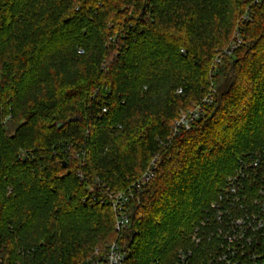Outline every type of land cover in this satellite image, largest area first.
Segmentation results:
<instances>
[{
	"label": "trees",
	"instance_id": "obj_1",
	"mask_svg": "<svg viewBox=\"0 0 264 264\" xmlns=\"http://www.w3.org/2000/svg\"><path fill=\"white\" fill-rule=\"evenodd\" d=\"M247 2L0 0V103L13 117L0 125L7 262L83 264L117 236L111 205L84 202L96 179L125 190L155 153L156 177L122 235L128 264H175L193 248V227L226 177L264 147V0L242 27L245 43L214 62ZM212 84L214 105L171 138L180 110ZM22 150L33 156L21 161ZM205 245L192 264L206 262Z\"/></svg>",
	"mask_w": 264,
	"mask_h": 264
},
{
	"label": "built area",
	"instance_id": "obj_2",
	"mask_svg": "<svg viewBox=\"0 0 264 264\" xmlns=\"http://www.w3.org/2000/svg\"><path fill=\"white\" fill-rule=\"evenodd\" d=\"M262 1L248 0L232 42L217 52L214 57L215 64H221L233 56L244 44L242 27L253 21L252 8ZM79 53H84V49L79 48ZM177 92L181 93V90ZM215 94L212 84L205 97L190 108L182 110L173 123L171 138L179 136L184 130H190L207 113L208 108L214 105ZM103 112H107V107L103 108ZM12 118L11 108L6 109L0 103V125L9 126ZM171 138H168V144ZM159 144L167 145L163 140ZM76 155L85 164L86 155L83 152H77ZM32 156V152L22 150L19 158L24 162ZM160 162L161 153H155L147 170L142 175L133 177L130 186L125 190H111L96 179V192L85 198L84 202L111 205L117 236L107 246L94 248L83 264H128L131 251L127 240H122V235L131 228L133 206L140 203L141 194L156 177ZM78 175L81 180L85 179L81 171ZM206 212V217L193 227V248L178 250L175 264H192L195 249L200 248L203 243H206L205 246L210 251L204 264H264V147L246 154L238 161L237 167L226 177L223 188ZM6 250L7 247L0 237V264H13L6 261ZM16 252L19 256L24 255L22 248H17ZM14 264L23 263L18 260Z\"/></svg>",
	"mask_w": 264,
	"mask_h": 264
},
{
	"label": "rangeland",
	"instance_id": "obj_3",
	"mask_svg": "<svg viewBox=\"0 0 264 264\" xmlns=\"http://www.w3.org/2000/svg\"><path fill=\"white\" fill-rule=\"evenodd\" d=\"M233 36H234V35H233ZM233 38H234V37H233ZM233 38H232V40H233ZM244 41H245V37H244ZM244 43H245V42H244ZM183 110H185V109H183ZM181 111H182V110H180V112H181ZM180 112H179V113H180ZM149 162H150V161H149ZM148 166H149V164H148L147 167L145 168L144 172L147 170ZM144 172H143V173H144ZM143 173H142V174H143ZM142 174H141V175H142ZM139 176H140V175H139ZM136 177H137V176H136ZM102 247H105V246H102ZM207 248H208V247H207ZM207 248H206V247H203V250H201V251L204 252V254L209 255L210 251H209V249H207ZM179 250H180V249H179ZM90 252H91V251H90ZM90 252H89V253H90ZM88 255H89V254H88ZM86 258H87V257H86ZM86 258H85V259H86ZM200 258H201V257H200ZM200 258H197V261H198V262L201 261L202 258H201V259H200ZM83 262H84V261H83Z\"/></svg>",
	"mask_w": 264,
	"mask_h": 264
}]
</instances>
